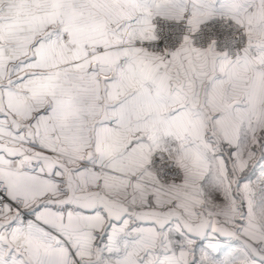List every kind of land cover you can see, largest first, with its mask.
<instances>
[{
    "label": "snow or ice",
    "instance_id": "6c2138e0",
    "mask_svg": "<svg viewBox=\"0 0 264 264\" xmlns=\"http://www.w3.org/2000/svg\"><path fill=\"white\" fill-rule=\"evenodd\" d=\"M0 264H264V0H0Z\"/></svg>",
    "mask_w": 264,
    "mask_h": 264
}]
</instances>
